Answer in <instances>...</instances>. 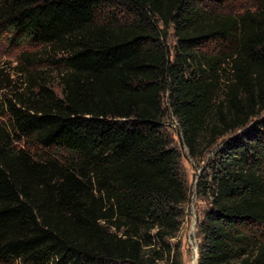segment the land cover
Segmentation results:
<instances>
[{"label": "trees", "instance_id": "16d2710c", "mask_svg": "<svg viewBox=\"0 0 264 264\" xmlns=\"http://www.w3.org/2000/svg\"><path fill=\"white\" fill-rule=\"evenodd\" d=\"M234 1L0 0V40L61 67L1 103L0 264H183L168 112L193 161L223 143L197 264H264V0Z\"/></svg>", "mask_w": 264, "mask_h": 264}, {"label": "rangeland", "instance_id": "374dc122", "mask_svg": "<svg viewBox=\"0 0 264 264\" xmlns=\"http://www.w3.org/2000/svg\"><path fill=\"white\" fill-rule=\"evenodd\" d=\"M254 0H237L225 6L227 13L238 14L244 9L253 6ZM8 34H5L0 40V107L6 99H14L15 96L28 93L32 88V76H40L46 83L53 87L57 92L58 88V73L61 67L52 65L47 60L48 52L41 46H16L11 45L7 39ZM167 46L173 55L174 47L177 39L173 28L167 31ZM212 44L205 50L213 49ZM39 82H41L39 80ZM32 91L34 88H32ZM167 95H164V106H167ZM7 124V115L0 110V124ZM165 129L173 141V146L176 147L181 154V166L186 177L187 185L190 190V201L184 207L182 215V224L177 237L169 242L171 244L178 243L181 246L183 264H197L198 262V245L200 237L198 225L206 211L210 208L209 202L198 197L196 193V182L199 176L204 172L210 171L212 162L215 161V154L222 147V144L214 146V148L205 155L202 162H195L189 156L188 149L183 145L181 136L177 129L176 120L168 112L166 117ZM246 129L238 131L234 134H228L222 138L221 142L228 141L242 134Z\"/></svg>", "mask_w": 264, "mask_h": 264}, {"label": "built area", "instance_id": "2783aa9c", "mask_svg": "<svg viewBox=\"0 0 264 264\" xmlns=\"http://www.w3.org/2000/svg\"><path fill=\"white\" fill-rule=\"evenodd\" d=\"M176 125H177V122H176Z\"/></svg>", "mask_w": 264, "mask_h": 264}]
</instances>
